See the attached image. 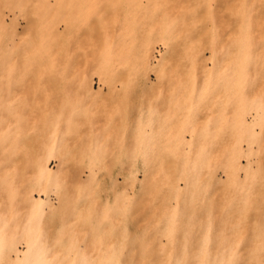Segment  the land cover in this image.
<instances>
[{
  "label": "rangeland",
  "instance_id": "rangeland-1",
  "mask_svg": "<svg viewBox=\"0 0 264 264\" xmlns=\"http://www.w3.org/2000/svg\"><path fill=\"white\" fill-rule=\"evenodd\" d=\"M27 1L0 14V264L19 263L33 214L45 264H68L75 251L93 260L98 246H160L165 223L192 209L194 237L204 209L216 216L200 234L207 243L186 246H258L264 121L250 144L235 113L240 98L264 113V0H83L84 11L82 0H59L62 19L48 0L51 23ZM244 65L251 81L227 86ZM202 151L195 196L182 201L181 166ZM232 155L237 170L226 169Z\"/></svg>",
  "mask_w": 264,
  "mask_h": 264
},
{
  "label": "bare ground",
  "instance_id": "bare-ground-1",
  "mask_svg": "<svg viewBox=\"0 0 264 264\" xmlns=\"http://www.w3.org/2000/svg\"><path fill=\"white\" fill-rule=\"evenodd\" d=\"M16 1L17 0H0V14L2 12V7L7 6V7L11 8V7L15 6V4L17 3ZM28 1H27V3H28ZM74 1L75 0H73L72 4L74 3ZM129 1L130 0H128V2ZM132 1L133 0H131V4L134 5L135 1L134 2H132ZM56 2H57V5L60 4L59 0H56ZM79 2H77L78 4H76L77 7L79 4H80V6H81V4L85 5V2L83 0L81 3H79ZM87 2H88V0H87ZM96 2H97V0H96ZM98 2H99V0H98ZM35 3H37V5L35 4L34 6H36V7H34L33 9H35L36 12L38 11V14H40V11L49 8L48 6H50L49 4H51L52 2L49 3L48 0H37V2H35ZM88 3H90V1ZM94 3H95V0H93L92 4H94ZM97 3L94 4V6L97 5ZM29 5L30 4H28L27 7L32 6V5H30V6ZM52 5H54V4L52 3L51 6ZM61 5L62 4H60L57 7L59 8ZM88 5L91 6V4H86L85 6H88ZM63 6H64V3L60 7V9H64ZM90 6H88V7H90ZM79 7H78V9H79ZM84 8L86 9V7H84ZM84 8L82 7V10ZM53 9H54V7H53ZM90 9L91 8H89L88 10H90ZM47 11H48V9H47ZM50 11L52 14L51 16H53L54 10L53 11L50 10ZM63 11L61 12L63 14L62 15L63 17L61 15H59V16H61V19L64 18V14L67 13L66 12L67 10H65L64 12ZM81 11H78V15H79V12L81 13ZM41 13L46 14V10H45V12L43 11ZM61 13L57 12V14H61ZM83 13H86V12H83ZM43 14H42V16H43ZM45 14H44L45 17L43 16V18H45L44 20H47L49 17H46L48 15L47 14L45 15ZM78 15H76V16H78ZM39 16L42 18L41 14L38 15V17ZM65 16H66V14H65ZM74 16H72V17H74ZM252 16H253L252 13H250V12H248V10H246L245 13L243 12V15L239 18V21L241 20V23H247V22H249V20H251ZM75 18L78 19V17H75ZM66 19H63V20H66ZM77 19H74V20H76V22H77ZM79 19H80V17H79ZM49 20L51 23L52 19L49 18ZM69 20H70V17H69ZM66 21H68V20H66ZM53 22H54V19H53ZM53 22H52V24H53ZM49 31H51V30H49ZM48 33L46 31V34H48ZM51 33H52V31L50 32V35H51ZM47 36H49V35H47ZM144 56L148 60L149 57H148L147 51L144 54ZM246 67L247 66L244 65L240 70L230 71L227 73V75L225 74L226 76L224 79V83L227 84V86H234V87H239V88L243 87L246 83L251 81L250 75H248V67L247 68ZM251 110L255 111V113H256L255 117L252 121H247L245 118V115L247 112H249ZM235 121H236L237 125L239 126V129L242 132L246 133L247 139L250 143V142L254 141L256 139V137L258 136V133L255 132L254 126L256 124H262L263 123L264 113L262 112V109L260 108V106L257 103H252V102L245 103V100L240 98L239 108L236 110V113H235ZM138 141H140V144H139L140 146H145L144 144L147 143L148 137L146 135H141L138 137ZM176 141H177L176 144H178L179 146H183L184 144L189 143V141L187 139L185 140L183 135L179 136V134L176 138ZM139 149H140V147H139ZM142 153H145V150H142ZM137 158H138V156H136V158H134L133 160L135 161ZM204 158H205L204 151L197 152L190 157V160H191L190 163L188 162L189 160L187 161V167L185 165L186 163H184L185 166H181L183 168L180 169V173H181L180 175H183L185 177V181H186L185 188L178 190L179 191L178 193L180 195H182V197L185 196L184 198L181 197L182 201H186L188 199H189V201H191L194 198L196 190H197L195 188L197 186V181H198L196 163L198 161L200 162V161L204 160ZM187 159H189V158H187ZM188 164H189V166H188ZM226 167H227L226 169H228V170L239 169L241 166H240V162H239L238 157L235 155H232V157L229 158V164H227ZM135 169H136V166L133 167L131 175L127 177L128 180L131 181V184L129 182V185H132L133 182H136V176L134 174ZM210 173L211 172H209V174ZM42 177H43L45 182L47 181V183H53L55 180L54 179V177H55L54 171L49 169L48 166H45L42 168ZM128 180H127V182H128ZM44 193L46 196L49 195L48 192H44ZM256 204H257V202L255 200H251V205H256ZM192 210L190 212H188L185 209L186 212L183 215L177 216L174 219L173 223H167V222L165 223L164 235L166 236V243L164 242V244H162L160 246H104V247L98 246L97 249L99 250L100 254L98 256H96L93 260H91L83 252L75 251L74 256L68 259L69 260L68 264H264V223H262L261 219H259L257 216H253V218L251 219L253 224H254L253 240L256 239V240L262 241L259 243L258 246L255 244H251V243H248V244L246 243L244 246L243 245L242 246H205V245H203V246H186V244H188V242H190L192 240H196V243L197 242H199L201 244H203V242L207 243V239L202 238L200 236V234L207 235V233H209L207 231H209V229L211 228L210 222H212L216 216V215H213V213L211 211H209L208 208L204 209V211L202 213H205L204 215H206V216L203 217L204 220H202L198 225V231H200V233L196 234L194 237V236H192L193 233H192V230L190 229V226L193 224L197 215H194L195 212H192ZM199 214H200V212H199ZM230 214L231 213H229V214L223 213L222 216H229ZM36 226H37V215L33 214L31 219L25 224L24 228L21 231L20 236L23 239H25L26 248L24 251H21L22 255L19 258L18 264H45L43 261V255L41 253V247L39 245L40 239L37 236V232H36V228H35ZM161 230H162V228H161ZM161 230H160V232H162ZM155 231H158V230H155ZM175 235H179L182 237V242H181L182 246H177L175 244V240H174ZM215 235H217L219 237V239L221 240L222 243L227 242V238H228V231L227 230H225V229L220 230ZM142 236L143 235H141V237ZM143 260H147V262L142 263Z\"/></svg>",
  "mask_w": 264,
  "mask_h": 264
}]
</instances>
